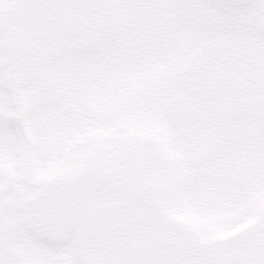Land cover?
I'll use <instances>...</instances> for the list:
<instances>
[{"label": "snow or ice", "instance_id": "snow-or-ice-1", "mask_svg": "<svg viewBox=\"0 0 264 264\" xmlns=\"http://www.w3.org/2000/svg\"><path fill=\"white\" fill-rule=\"evenodd\" d=\"M47 176L25 173V162ZM0 264H264V0H0Z\"/></svg>", "mask_w": 264, "mask_h": 264}, {"label": "flooded vegetation", "instance_id": "flooded-vegetation-1", "mask_svg": "<svg viewBox=\"0 0 264 264\" xmlns=\"http://www.w3.org/2000/svg\"><path fill=\"white\" fill-rule=\"evenodd\" d=\"M34 176H38L44 180L47 179V176L44 175L34 174ZM3 178V181H6L19 193L18 175L16 177L14 175H5ZM178 220L180 223L190 227L206 228L210 233L212 241L228 240L241 232L247 231L249 228L260 222V206L257 208L256 215L253 219L236 227H227L226 219L223 214H213L203 218L184 215L179 217Z\"/></svg>", "mask_w": 264, "mask_h": 264}, {"label": "rangeland", "instance_id": "rangeland-1", "mask_svg": "<svg viewBox=\"0 0 264 264\" xmlns=\"http://www.w3.org/2000/svg\"><path fill=\"white\" fill-rule=\"evenodd\" d=\"M25 173H29L31 175L39 174L42 175L39 169L34 168L32 162L27 160L24 165ZM27 171V172H26ZM5 175H14L15 177L18 175L16 168L12 164H8L6 167H0V180H3V176ZM260 206V220L264 219V194H259L257 196V208Z\"/></svg>", "mask_w": 264, "mask_h": 264}]
</instances>
